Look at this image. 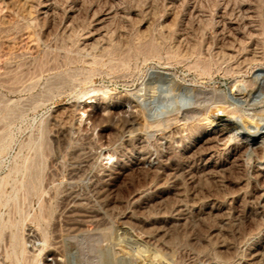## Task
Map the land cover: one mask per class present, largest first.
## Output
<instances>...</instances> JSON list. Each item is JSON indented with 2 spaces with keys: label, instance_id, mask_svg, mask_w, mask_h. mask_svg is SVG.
Returning <instances> with one entry per match:
<instances>
[{
  "label": "rangeland",
  "instance_id": "rangeland-1",
  "mask_svg": "<svg viewBox=\"0 0 264 264\" xmlns=\"http://www.w3.org/2000/svg\"><path fill=\"white\" fill-rule=\"evenodd\" d=\"M18 1L12 0L11 2V0H0V264H16L19 261L21 262H19V264H44L45 262H49L47 259L52 258V256L45 254V249L48 248V245H51L52 240H56V237H54L55 234L56 236L62 234L60 242L63 241L61 242V249L63 246L62 252L65 254V256H63L65 264H99V261L102 260L101 258H104V261L107 259L110 261L117 260V263L119 264H128V262L129 264H134L130 258L125 257L124 255L120 256L121 254L119 255L114 251H110L112 250L110 247L111 245H108L112 241L113 236H116L121 231L124 226L123 224H125V221L127 220V216L140 215V213H143L141 214L142 216L147 214L146 217H152L156 214L155 212L167 209V207L172 203L174 196H172L173 194L171 191L168 192L167 183L165 184L166 179L163 180L166 176L163 173L156 175L145 167L140 169L132 168L129 166V162H127L126 166L124 165L127 169V173L125 172L120 176L113 173L112 179L110 178L109 180H104L102 174L103 170L110 168V170H113L112 167H114L121 157L120 153L126 138V132L124 129L122 130V125L124 124L125 119L128 117H134V119H136V121L141 125L140 135L144 140L145 146L148 145L146 146L147 150H152L151 152L154 151L153 153L156 155L157 153L161 154L167 150L169 154H167L169 157V162L167 163L168 166L172 168L177 167V164L179 165L184 161L189 165L192 164L194 167L193 172H197V166H199L202 161L199 156V149L197 150L198 144L194 145V143L198 139L204 138L210 127L217 126L213 122L209 123L207 117H214V115H216L220 117L219 119H223V117L225 119L226 117L222 115V111L218 109V107L229 103L230 100H227L228 94L234 95L235 93L238 94L239 92H245V90L255 86V83L252 80L253 67L255 65L264 66L263 56L260 60H253L249 63V65L244 66L246 70L243 67L244 69L240 68L238 69L240 70L238 72L235 69L238 68L236 67V64L240 56L236 55L237 57L235 56V58L231 57V61L230 58H225L227 60L226 61L223 57V60L219 59L221 56L215 53L218 46L226 45V40L228 41L232 39L228 38V28H222L223 23L221 20V14L224 11L222 6L228 4V7L224 6L228 9L229 7H232L233 4H236L237 7L236 5L233 6V10L236 9L235 11H232L231 9H228L227 11L225 8L227 11L225 12L228 17L233 14V16H230L231 19L236 18L237 21L242 22V19H244V15H242L244 11L241 8V4L250 1L230 0L229 2L228 0H174L170 3V0H58L55 2L58 3L55 4V8H52L53 10H56H48L45 14L40 13L38 6V2L43 0H34L33 3L38 1L34 4L31 3L32 0H30L29 3L32 5L29 7L30 13L26 12L28 7L25 8L22 3ZM251 1L253 2V5H257V7H254L256 10L255 12L258 14L254 13L256 18L253 17V19L256 24L257 22L258 24L261 23V28L260 24H257L259 28L258 30H260L259 32L262 34H260V36L258 34V36L260 39L264 40V30L262 29L264 28V3L261 2L264 0ZM16 2L19 5H15ZM192 5H194L195 9L192 8ZM16 6H20V8L23 6L25 10L21 8L23 10L22 11L19 7L16 9ZM110 6L113 7H111L113 11L115 10L118 12L114 11L115 13L112 15V17H114H110V19H108L110 24L107 21V26H109V30L111 29L109 31L108 27H106L108 30L107 33H111L109 36L106 35L105 38H107V41L105 39L104 42L99 41L104 46L100 45V43H96L97 45L95 44L92 47L94 49L91 48L90 52L88 47L83 43V34L87 30H91L94 27L93 24L95 23V19L104 14ZM32 7L36 8L32 9ZM197 8H199V10ZM238 10L241 11L239 12ZM200 12L202 14H200ZM27 13L30 14L31 17L29 15L26 16ZM239 14L242 16H239ZM42 15H44V17ZM92 15L95 16L93 17ZM241 17L243 18L241 19ZM215 21L217 23H215ZM74 22H76V25L78 23V25L76 26ZM69 25H72V29L77 30H72V32H70V28L68 27L71 26ZM203 27L205 28L201 31ZM184 28H187V31L189 30V34L186 30H184ZM82 29L84 30L82 31ZM243 30L246 31L245 28H239L237 38L239 40L242 39L240 41L243 46H247L249 43L247 39L248 36ZM46 32L50 35H47ZM65 32L70 34L67 35ZM119 33L121 34L119 35ZM221 33H223L222 37H219L221 36ZM44 35H47V37H45L48 39H43ZM183 35L186 36V38ZM224 35L225 37H223ZM241 35L243 37H241ZM120 36H122V38ZM181 36H183L184 39ZM188 36H190V38ZM188 38L191 40L192 44L196 43L193 45H196L197 48L191 47L192 44L191 42H188L190 41ZM178 39L182 42L187 39V41H184L185 44L181 42L185 45L182 46V51L188 49H184V47H189L188 50L184 51L186 54H183L186 58H183L182 55V57L177 55L179 59H176V52H174L171 56L173 52H170L173 51V49L175 51V45ZM222 39L224 40L223 42ZM260 39L258 40L260 41ZM150 40L153 41L151 42ZM262 40L259 42V46H261L260 44L262 43V49L264 51V42H262ZM159 41H161V43ZM220 41L222 43L221 45ZM198 42L201 44L204 42V46L201 47V44L199 43V45ZM154 43L157 45H153ZM172 45L175 47L173 48ZM166 46L168 48L171 46V51H169ZM103 47L107 48L104 49ZM150 47H152L153 50H156V52ZM206 47H209L207 48L208 50L202 53L203 50H206ZM80 48L82 50H80ZM199 49L202 50L201 53ZM150 50L153 52L151 53ZM99 53H101V55ZM205 55H207L206 58ZM26 64L28 65L26 66ZM204 67H206V70ZM153 87L154 90L152 89ZM197 91L200 92V95L198 94V96L194 98V102H197L193 105V113L192 111L186 112L182 109L183 107H181L180 102H183L181 100L186 98L187 95L197 93ZM148 98H150V100ZM90 100L91 103H88ZM151 100H153V102H150V104L149 101ZM72 105L76 107H73ZM65 108L71 109L66 110ZM89 112L92 114L91 119L87 118V114ZM257 112L263 115L264 108L258 107ZM54 114L58 115L55 116ZM59 115H61L62 118ZM71 118L74 121H71ZM56 121L58 122L56 123ZM67 122H71L72 124H67ZM120 123H122V125ZM222 123L223 121H220V124ZM58 126L61 130H59ZM118 128L122 131L117 130ZM120 135L122 137H120ZM119 144L121 146H119ZM106 150H110L109 153L111 156H109ZM228 150L229 148L223 150L220 149L218 151V155L224 157L227 155ZM104 151H106L107 154ZM87 162H89V164ZM85 163L88 165L87 167ZM249 168L250 167L248 166L247 169ZM243 171L245 172L246 168H232V172L228 171L229 173H226V180L232 179L233 190L239 187V185L234 182L237 181V178L235 179V175L238 178H244L245 181H243L244 183H242V186L245 189L249 188L248 190H251L254 187V179L251 176H248L247 171V175L244 176L246 172L244 173ZM76 172L78 174L75 176ZM112 172H114V170ZM152 173L154 175V180L153 178L151 179L153 176ZM148 174H150L149 177ZM239 174H241V176ZM72 176H75V179ZM97 177H99L98 180ZM195 177H199L197 181H199L200 178L202 179L199 181V186L196 184V178H194V181H191L190 179H186V181L183 180L184 182L181 180L178 181V183L187 182V184H183V187L185 185V190L189 188L185 191V194H187V196L189 195V200H194L195 198V203L191 206L188 214L189 218L185 224L182 225H185L184 228L179 226L177 229L175 227L170 230L171 235L174 233L173 236L170 235V240H175V245L172 243L173 241H170L173 244L172 247L174 246L173 248L175 251L174 254L172 249V256L176 255V258H178L179 256L184 255V257L181 256L183 260L181 259L179 264L187 263L188 261L186 260L191 262V260L195 258L191 256L193 255V248L195 251L202 249L203 244H205L203 241L206 242L207 240L208 241L205 246L207 247L209 244L208 247H211L207 249L218 251L222 256H226L230 251L227 252L225 250L227 252L226 253L223 249L220 250L218 245L221 237H223L222 234L226 237V239L227 237L229 239L232 237L231 241L229 239H227V241L229 244H233L240 241L245 236L246 232H249L254 228L253 222L246 216V213L244 214L243 211V213H241L240 211L232 209L235 213H232V215L234 214L232 216L233 218H231L232 221L231 219L228 220V223L224 225L222 230H218V225L221 220L216 216L206 213V210L209 212L210 205L212 204L211 201L213 198L221 195L225 188L221 185L222 183L220 181L218 182V180L213 179L212 177L206 176V179L209 178L208 180L203 178L205 176L202 177L199 176V174H196ZM150 181L151 183H149ZM152 181H157L154 184V187L152 185ZM146 183H148V185H146ZM245 183L246 185H244ZM94 184L96 185V188ZM157 185H160V187L156 188ZM190 185L192 188L194 186V188L192 189ZM142 188L149 189V192L145 197L139 198L138 193L143 190ZM153 188L155 190H153ZM68 189L73 190L69 191ZM99 189H101V191ZM198 189L200 191H198ZM222 189L223 191H221ZM196 191L203 193L204 197H206L204 198L202 194L199 193L197 195L194 194ZM66 192L68 193L66 194ZM74 192L76 194H74ZM68 194H74L78 198L82 197L84 201V205L82 206L85 208L88 207L87 209H92V207L95 209L94 207L98 206H100L98 208H104L107 204L103 210L106 209L107 212L110 211L108 213L110 217L107 215L104 218L105 220L108 217L107 221L98 220L99 222L96 221V224L94 222H92V224L89 221L88 223L91 224L89 225L86 222L85 226L87 227H85V230L87 231H85L83 227V232L80 230V232L77 231L79 233H71L72 231L70 232L65 228L66 231H68L66 232L64 230V226L66 225L65 221H67L68 218V209L64 202L66 201L65 199L68 198ZM168 195L171 196L169 197ZM194 195L195 197H193ZM103 196H105V198ZM84 197L87 202H85L86 200ZM100 197L101 200H98ZM197 197L199 198L198 200ZM170 199H172L170 201L171 203L167 206L168 201L166 200ZM152 202L157 206L159 205L158 207L162 209L157 208V206L153 205ZM96 204L97 206H95ZM233 206H237V203H234V205L232 204V208ZM107 207L109 208L107 209ZM149 207L150 211L153 210L152 213H150ZM113 208L115 210H112ZM236 210H239V208ZM120 211L125 212L122 214ZM112 213H115L116 215ZM236 214L237 216H235ZM196 216L199 217L197 218ZM211 217L213 219L216 218V220L219 221L217 222L215 219L214 221ZM100 221L102 222L101 224H99ZM238 221L241 223L238 224ZM244 221H246V223ZM34 223L38 225H35ZM58 223L61 225L59 226ZM105 223L107 225H105ZM98 224L100 227H103L100 229ZM190 224H193V226H189ZM92 225L95 227V230ZM153 225H156V223ZM147 226L150 227V225ZM236 226L238 227V231ZM28 227H31L32 229L35 227V233L39 237L37 243H42L44 247L40 251L36 250L37 254L34 251L36 255L40 256V258L39 256L37 258L34 254L36 258L34 259L33 254L29 253L31 248H33L31 242H27L25 245L22 240L21 242L23 243L20 244V238L27 231ZM41 227H43V234H47L46 239L44 236V239L41 237L43 235L41 234ZM57 227L59 230L62 228L63 233H60L59 230L56 229ZM182 229H184L183 232ZM112 230L113 233H110ZM216 231L220 232L217 233ZM239 231L241 233L240 236H238ZM69 232L71 233L70 235ZM176 232L178 234H175ZM221 232L224 233L221 234ZM22 233L23 235H21ZM77 234L80 235L78 236ZM234 234L236 235L234 236ZM109 235L110 239L108 241L107 239L109 238ZM64 239L66 240L64 241ZM179 239L180 241L178 242L177 240ZM43 240L45 241L44 244ZM184 244L185 246H183ZM27 245L28 247L31 245V247H29L30 249L26 247L28 248L26 249L28 252H26V250L25 252H22L21 248H25ZM107 248H110V250ZM190 249L191 251H189ZM38 252L42 254H39ZM180 252L184 253L181 254ZM28 253L29 255H27ZM43 255H45V257ZM31 258L33 261L28 260ZM122 258H126L127 260H123ZM15 259L18 260V262H14ZM129 260H131V262Z\"/></svg>",
  "mask_w": 264,
  "mask_h": 264
},
{
  "label": "bare ground",
  "instance_id": "bare-ground-1",
  "mask_svg": "<svg viewBox=\"0 0 264 264\" xmlns=\"http://www.w3.org/2000/svg\"><path fill=\"white\" fill-rule=\"evenodd\" d=\"M14 1V0H13ZM18 1V0H17ZM22 5L26 8V12H29V7L32 6L30 5L29 1L30 0H19ZM18 1V2H19ZM34 0H32L31 3H33ZM58 0H43L41 2H38V6H39V9H40V13H44L48 10H53L55 8V4H58V3H55L57 2ZM76 1V0H75ZM174 0H170V3L173 2ZM183 1V0H182ZM188 1V0H187ZM192 1V0H190ZM230 2V0H228ZM244 1V0H243ZM247 1V0H246ZM250 2H246V3H242V9H243V14L244 15V19H242L243 17H241V19L243 20L242 22H239L235 19H231L230 16L233 14H231L229 17L227 16V11L228 9H231L232 11H235L233 10V6H235L234 4L232 5V7H229L228 9L224 6H227V5H224L222 6L224 9L223 13L221 14V20H222V23H223V26L222 28H228V38L231 39V40H226V45H223V46H218V49L217 51H215V53H217L218 55L221 56V58H218L219 59H222V57L225 59V58H230V61H231V57L235 58L236 55L240 56L237 64H236V67H238L237 70L238 72L240 70V68H243L244 66L246 65H249V63L253 60H260L264 54H263V47H262V43L260 44L261 46H259V42L262 40L260 39V30H258V22L256 24L255 20L253 19V17H255L254 13H257L255 12V7H257V5H253V2L251 0H249ZM255 1V0H253ZM261 1V0H259ZM12 2V0H11ZM36 2V1H35ZM34 2V3H35ZM36 2V3H37ZM169 2V1H168ZM176 2V1H175ZM195 2V1H194ZM223 2V1H222ZM227 2V1H226ZM233 2V1H231ZM264 3V1H261ZM10 3V2H9ZM33 3V4H34ZM112 3V2H111ZM168 3V4H170ZM191 3V2H190ZM200 3V2H199ZM224 3V2H223ZM234 3V2H233ZM241 3V1H240ZM239 3V4H240ZM262 3V4H263ZM15 4V3H13ZM18 3L16 2L15 5H17ZM167 4V5H168ZM175 4V3H174ZM186 4V3H185ZM188 4V3H187ZM196 4V3H195ZM225 4V3H224ZM230 4V3H229ZM12 5V4H11ZM19 5V4H18ZM82 5V4H81ZM113 5V4H112ZM121 5V4H120ZM14 6V5H13ZM23 6H21V8H23ZM116 6V5H115ZM152 6V5H151ZM173 6V5H172ZM194 8V5H192ZM197 6V5H196ZM230 6V5H229ZM264 6V5H263ZM17 7L20 8V6H16V9ZM37 7V6H36ZM34 7V8H36ZM71 7V6H70ZM69 7V8H70ZM81 7V6H80ZM112 6H110L109 9H107L106 12H104V14L102 15H98L99 17H97L95 19V23L93 24L94 27L91 29V30H87L84 34H83V43L85 46L88 47V49L90 50L96 43H100V42H104V39L106 40L107 38L106 35L109 36V34L111 32H109V34L107 33L108 30H109V26H107V21L108 19L113 18L112 15L117 12V11H113L111 9ZM117 7H118V4H117ZM200 7V6H199ZM228 7V6H227ZM237 7V5H236ZM20 8V9H21ZM25 8H23L25 10ZM32 7V9H34ZM53 8V9H52ZM74 8V7H73ZM77 8V7H76ZM113 8V7H112ZM151 8V7H150ZM172 8V7H171ZM225 8L227 9V11L225 10ZM15 9V8H14ZM15 9V10H16ZM19 9V11H20ZM31 9V8H30ZM31 9V10H32ZM72 9V8H71ZM149 9V7H148ZM195 9V8H194ZM199 10V8H197ZM240 9V8H238ZM241 9V10H242ZM22 10V9H21ZM56 10V9H55ZM53 10V11H55ZM78 10V9H77ZM192 10V9H191ZM197 10V11H198ZM240 10V11H241ZM23 11V10H22ZM37 11V9H36ZM35 11V12H36ZM123 11V10H122ZM226 11V12H225ZM231 11V12H232ZM239 11V10H238ZM239 11V12H240ZM258 11V10H257ZM33 12V11H32ZM31 12V14H32ZM96 12V11H95ZM189 12V11H188ZM196 12V11H195ZM194 12V14H195ZM202 12V11H201ZM200 12V14H202ZM237 12V11H236ZM30 13V12H29ZM47 13V12H46ZM118 13V12H117ZM183 13V12H182ZM190 13V12H189ZM230 13V12H229ZM264 13V12H263ZM49 14V12H48ZM46 14V15H48ZM51 14H52V11H51ZM238 14V13H237ZM239 14V16L241 15ZM258 14V13H257ZM262 14V13H261ZM24 15V14H23ZM30 14H26V16ZM55 15V14H54ZM77 15V14H76ZM75 15V16H76ZM116 15V14H115ZM125 15V14H124ZM197 15V13H196ZM218 15V14H217ZM236 15V14H235ZM241 15V16H242ZM28 16V18H29ZM44 17V15H42ZM52 16V15H51ZM93 17L95 15H92ZM120 16V15H119ZM129 16V15H128ZM192 16V15H191ZM237 16V15H236ZM31 17V16H30ZM59 17V16H57ZM73 17V16H72ZM80 17V16H79ZM122 17V16H121ZM198 17V15H197ZM238 17V16H237ZM240 18V17H239ZM256 18V17H255ZM30 19V18H29ZM33 19V18H32ZM35 19V17H34ZM72 19V18H71ZM74 19V17H73ZM119 19V18H118ZM128 19V18H126ZM199 19V18H198ZM202 19V18H201ZM206 19V18H205ZM214 19V18H213ZM238 19V18H237ZM189 20V19H188ZM196 20V19H195ZM219 20V19H218ZM217 20V21H218ZM240 20V19H239ZM43 21V20H42ZM72 21V20H71ZM117 21V20H116ZM119 21V20H118ZM5 22V21H4ZM77 22V21H76ZM76 22H74V24L76 25ZM110 21H108L109 23ZM115 22V20H114ZM194 22V21H193ZM197 22V21H196ZM260 22V21H259ZM59 23V22H58ZM61 23V22H60ZM69 24H71L70 22H68ZM73 23V22H72ZM82 23V22H81ZM90 23V22H89ZM113 23V22H112ZM124 23V22H123ZM129 23V22H128ZM187 23V22H186ZM198 23V22H197ZM202 23V21H201ZM215 23H217L215 21ZM220 23V22H219ZM2 24V23H1ZM5 24V23H4ZM67 24V23H66ZM65 24V25H66ZM84 24V23H83ZM86 24V23H85ZM110 24V23H109ZM121 24V23H120ZM182 24V23H181ZM191 24V23H190ZM260 24V28H261V23ZM258 24V25H259ZM56 25V24H55ZM64 25V26H65ZM68 25V24H67ZM78 25V23H77ZM76 25V26H77ZM113 25V24H112ZM118 25V24H117ZM125 25V24H124ZM199 25V24H197ZM222 25V24H221ZM27 26V25H26ZM63 26V27H64ZM71 27H68L70 28V32H72V30H77V29H72V25H69ZM86 26V25H85ZM150 26V25H149ZM183 26V25H182ZM187 26V25H186ZM190 26V25H189ZM204 26V25H203ZM215 26V24H214ZM217 26V25H216ZM263 26V25H262ZM43 27V26H42ZM80 27V26H78ZM77 27V28H78ZM90 27V26H89ZM106 27H108V30L106 29ZM163 27V25H162ZM185 27V26H184ZM5 28V27H4ZM81 28V27H80ZM115 28V27H114ZM172 28V27H171ZM183 28V27H182ZM197 28V26H196ZM201 28V27H200ZM205 27H203L201 29V31L204 29ZM239 28H245L246 31H244L246 34H247V39L249 41L248 45L247 46H243V44L241 43L240 40L242 39H238L237 38V35H238V30ZM47 29V28H46ZM57 29V28H56ZM63 29V28H62ZM66 29V27H65ZM87 29V28H86ZM199 29V28H198ZM264 30V28H262ZM84 29H82L83 31ZM111 30V29H110ZM109 30V31H110ZM113 30V29H112ZM173 30V28H172ZM171 30V31H172ZM184 30L187 31V28ZM183 30V31H184ZM216 30V29H215ZM223 30V29H222ZM115 31V30H114ZM182 31V32H183ZM189 31V30H188ZM187 31V33L189 34V32ZM200 31V30H199ZM220 31V30H219ZM259 33H258V32ZM49 32V31H47ZM46 32V33H47ZM61 32V31H60ZM64 32V31H63ZM69 32V31H68ZM78 32V31H76ZM160 32V31H158ZM170 32V31H169ZM178 32V30H177ZM181 32V33H182ZM222 32V31H221ZM242 32V31H241ZM50 33V32H49ZM49 33H47V35H50ZM66 33V32H65ZM80 33V32H79ZM83 33V32H82ZM113 33V32H112ZM143 33V32H142ZM147 33V32H146ZM176 33V32H175ZM180 33V34H181ZM184 33V32H183ZM186 33V34H187ZM52 34V33H51ZM61 34V33H60ZM67 35H69L68 33H66ZM76 34V33H75ZM121 33H119L120 35ZM222 34L221 33V36L219 37H222ZM245 34V35H246ZM259 34V36H258ZM47 35H44L43 39H45L47 37ZM66 35V36H67ZM147 35V34H146ZM160 35V34H159ZM173 35V34H172ZM216 35V33H215ZM244 35V34H243ZM262 35V34H261ZM46 36V37H45ZM107 36V37H108ZM145 36V35H144ZM167 36V35H166ZM177 36V35H176ZM184 36V35H183ZM183 36H181L183 38ZM206 36V35H205ZM204 36V37H205ZM232 36V37H231ZM49 37V36H48ZM61 37V36H60ZM69 37V36H68ZM67 37V38H68ZM122 38V36H120ZM123 37H124V34H123ZM147 37V36H146ZM170 37V36H169ZM172 37V36H171ZM186 38V36H184ZM190 38V36H188ZM201 37V36H200ZM218 37V38H219ZM225 37V35L223 36ZM227 37V36H226ZM239 37V36H238ZM241 37H243L241 35ZM259 37V38H258ZM55 38V37H54ZM63 38V37H62ZM70 38V37H69ZM75 38V37H74ZM82 38V37H81ZM176 38V37H174ZM188 38V39H189ZM191 38H192V35H191ZM194 38V37H193ZM210 38V37H209ZM217 38V39H218ZM41 39V38H40ZM42 39V40H43ZM48 39V38H46ZM61 39V38H60ZM66 39V38H65ZM145 39V38H144ZM151 39V38H150ZM161 39V38H160ZM184 39V38H183ZM182 39V40H183ZM216 39V40H217ZM246 39V40H247ZM260 39V41L258 40ZM38 40V39H37ZM64 40V39H63ZM68 40V39H67ZM109 40V39H108ZM143 40V39H142ZM148 40V38H147ZM154 40V39H153ZM152 40V41H153ZM158 40V39H157ZM171 40V39H170ZM176 40V39H175ZM187 41V39H185ZM184 40V41H185ZM190 40V39H189ZM198 40V38H197ZM245 40V39H244ZM46 41V40H45ZM55 41V40H54ZM66 41V40H65ZM75 41V40H74ZM100 41V42H99ZM107 41V40H106ZM114 41V40H113ZM118 41V40H117ZM140 41V40H139ZM151 41V40H150ZM151 41V42H152ZM174 41V40H173ZM184 41L182 42L181 40L178 39V41L176 42V48H175V51L173 49V51L170 50V48H167L169 49V51H171L170 53L171 56L174 54V52H176V59L178 58L177 55L179 56H183V54H186V52H184L185 50H188L189 47H184L185 48H188V49H183L184 51H182V46H185L183 45L182 43H184ZM194 41V40H193ZM224 40L222 39V42ZM76 42V41H75ZM148 42V41H147ZM149 42V43H151ZM157 42V41H156ZM161 43V41H159ZM166 42V41H165ZM182 42V43H181ZM189 43L191 42L188 41ZM187 42V44H188ZM228 42V43H227ZM245 42V41H244ZM262 42H264V40H262ZM82 43V42H81ZM108 43V42H107ZM115 43V42H114ZM142 43V41H141ZM200 42H198L199 44ZM204 43V42H203ZM202 43V44H203ZM209 43V42H208ZM216 43V42H215ZM214 43V44H215ZM116 44V43H115ZM146 44V43H145ZM152 44V43H151ZM169 44V43H168ZM167 44V45H168ZM172 44V42H171ZM175 44V43H174ZM173 44V45H174ZM185 44V43H184ZM186 44V45H187ZM192 44V42H191ZM190 44V45H191ZM193 44H196V43H193ZM191 45L192 48L196 47V45ZM201 44V43H200ZM199 44V45H200ZM201 44V47L204 46V44L202 45ZM218 44V42H217ZM221 41H220V45H221ZM83 45V46H84ZM97 45V44H96ZM100 45L104 46L103 44L100 43ZM99 45V46H100ZM114 45V44H113ZM142 45V44H140ZM155 45V43L153 44ZM152 45V46H153ZM157 45V44H156ZM155 45V46H156ZM172 45V47H173ZM219 45V44H218ZM264 45V44H263ZM62 46V45H61ZM82 46V45H81ZM98 46V47H99ZM160 46V45H159ZM174 46V47H175ZM189 46V44H188ZM216 46V45H215ZM86 47V48H87ZM108 47V45H107ZM107 47H103L104 49H106ZM149 47V45H148ZM165 47V49H166ZM173 47V48H174ZM79 48V47H78ZM82 48V47H81ZM80 48V50H82ZM96 48V47H95ZM110 48V47H109ZM116 48V46H115ZM114 48V49H115ZM152 50L153 48L150 47ZM156 48V47H154ZM197 48V47H196ZM195 48V49H196ZM200 48V46H199ZM209 47H206V50H200V53H204V51H207ZM84 49V48H83ZM94 49V48H92ZM101 49V47H100ZM113 49V50H114ZM118 49V48H117ZM143 49V48H142ZM167 49V50H168ZM191 49V48H190ZM87 50V49H86ZM98 50V49H97ZM159 50V48H158ZM62 51V50H61ZM93 51V50H92ZM100 51V50H99ZM98 51V52H99ZM151 51V50H150ZM156 52V50H153ZM151 51V53L153 52ZM196 51V50H195ZM198 51V50H197ZM91 52V50H90ZM97 52V51H96ZM154 52V53H155ZM183 52V53H182ZM188 52V51H187ZM108 53V52H107ZM147 53V52H146ZM145 53V54H146ZM168 53V52H167ZM190 53V51H189ZM199 53V54H200ZM208 53V52H207ZM212 53V52H211ZM61 54V53H60ZM101 55V53H99ZM109 54V53H108ZM116 54V52H115ZM188 54V53H187ZM214 54V52H213ZM216 54V55H217ZM147 55V54H146ZM170 55V54H169ZM191 55V54H190ZM197 55V54H196ZM201 55V54H200ZM181 56V57H182ZM202 56V55H201ZM204 56V54H203ZM207 55H205V58H206ZM170 57V56H169ZM174 57V56H173ZM174 57V58H175ZM186 58V56H183V58ZM188 57V56H187ZM191 57V56H189ZM215 57V56H214ZM217 57V56H216ZM237 57V56H236ZM172 58V57H171ZM201 58V57H200ZM199 58V59H200ZM204 58V57H203ZM204 58V59H205ZM179 59V58H178ZM202 59V58H201ZM175 60V59H174ZM186 60V59H185ZM203 60V59H202ZM223 60V59H222ZM226 60V59H225ZM92 61V60H91ZM177 61V60H176ZM179 61V60H178ZM181 61V59H180ZM184 61V60H182ZM220 61V60H219ZM227 61V60H226ZM233 61V60H232ZM29 62V61H28ZM94 62V61H93ZM99 62V61H98ZM222 62V61H221ZM232 63V62H231ZM264 63V62H263ZM31 64V62H30ZM187 64V63H186ZM195 64V63H194ZM200 64V63H199ZM202 64V63H201ZM220 64V63H219ZM262 64V63H261ZM28 64H26L27 66ZM190 65V64H189ZM208 65V64H207ZM206 65V67H207ZM234 65V64H233ZM193 66V65H192ZM235 66V65H234ZM251 66V65H250ZM256 66V65H255ZM253 67V72H252V80L254 81L255 83V86L251 87L250 89H247L245 90V92H239L238 94L235 93L234 95H231V94H228V99L227 100H230L228 104H223V105H220L218 107V109H220L222 111V115L225 116L226 118L224 119H219L220 117L219 116H216L214 115L213 116H208V121L209 123L213 122L214 124H216L217 126H213V127H210L208 130H207V134L204 138H201V139H198L194 145L198 144L197 145V150L199 149V156L201 158V164L199 166H197V172H193L194 170V167L191 165H189L187 162H182L181 164H177V167H170L168 166V160H169V157H168V151H164L162 152L161 154H158L157 155L153 152H151L152 150H147L146 149V145L144 144V140L142 138V136L140 135V130H141V125L136 121V119H134V117H128L127 119H125L124 121V124L122 125V123H120L123 128L122 130L124 129L125 132H126V138H125V143H124V146L121 150V153H120V159L118 157V161L117 163L114 165V167H112V169L114 170V172H112L113 170H110V169H104L103 170V177H104V180H109L110 178L112 179V174L113 173H116L117 175H123L125 172H126V168L124 167V165L126 166L127 162L130 163L129 166H131L132 168H148V170L152 171L153 173H155L156 175L158 174H161L163 173L166 178H163L166 179V182L165 184L167 183V188H168V192L171 191V193L173 194L172 196H174V199L172 201V203L170 202L172 199L170 200H166L168 201L167 203V206L169 203L170 206L167 207V209L165 210H160V211H157L155 212L156 214H154V216H150V217H146V215L142 216L141 214L143 213H140V215H129L127 216V220L125 221V224H123L124 226L122 227L121 231L116 235V236H113V239L112 241L109 243L108 246L111 247L112 250H110V248H107L108 250L110 251H114L115 253H118L120 256L124 255L125 257H128L132 260V262L134 264H179L181 259L183 260L182 257H184V255H181V256H177L178 258H176V255L172 256V249H173V253L175 252L174 251V246L172 247V243H174L175 245V240H170V230L172 228H175L177 229V227L179 226H182L183 224H185V222L188 220V214L190 212V208L191 206L194 205L195 203V198L194 200H189L190 197L189 195L187 196V194H185V190L184 187H183V184H187V182L183 183L186 179H190L191 181H194V178L196 174H199V176H205L203 178H207L206 176L208 177H212L213 179H216L218 180V182L220 181L222 184V186L225 188L224 191L223 189L221 191H223V193L215 198H213V200L211 201L212 204L210 205V210L209 212H207L206 210V213H209L210 215L212 216H216L217 218H219L221 221L219 223V229L218 230H222V228L224 227L225 224L228 223V220H230L231 218H233L232 216L235 214L233 210L235 211H240L241 213L244 212V214L246 213V216L250 218V220L253 222V226L254 228L252 230H250L249 228V232H246L245 233V236H244L240 241H238L237 243H231L229 244V242L227 241V239H229L222 234L224 232H221L222 236L221 239H220V243L218 244L219 247H220V250L223 249L224 251L226 250L227 252H229V254L227 253L226 256H222L221 253L219 254L218 251H215V250H210V249H207L209 248L208 245L207 247L205 246L206 242L208 241H203V248L202 249H198L197 251L192 250V254L191 256L195 257L191 260V262L189 260H186L188 261L187 263H183L184 264H264V114H259L257 112V108L260 107V108H264V66H256V67ZM196 67V66H195ZM203 67V66H202ZM206 67H204V69L206 70ZM27 68V67H26ZM245 68V67H244ZM243 68V69H244ZM246 70V68H245ZM236 71V72H237ZM243 71V70H241ZM202 72V71H201ZM235 72V71H234ZM248 81V80H246ZM245 82V80H244ZM243 82V83H244ZM241 83V82H240ZM252 83V82H251ZM245 84L247 85V83L245 82ZM253 85V84H252ZM167 86H170V85H167ZM237 86V85H236ZM245 86V85H244ZM148 87V86H147ZM246 87V86H245ZM248 87V86H247ZM183 88V87H182ZM185 88V87H184ZM147 89V88H146ZM154 90V87L152 88ZM169 90V89H168ZM187 90V89H186ZM191 90V89H190ZM140 92V91H139ZM171 92V91H170ZM184 92V91H183ZM187 92V91H186ZM192 92V91H191ZM153 93V92H152ZM190 93V92H189ZM188 94V93H186ZM198 94L200 95V92L197 91V93H192L190 95H187L186 98L184 97H181V98H184L182 99L181 101L183 102H180L181 104V107H183L182 109H184L186 112H190L192 111L194 108V103L197 102L195 101L194 102V98H196L198 96ZM139 95V94H138ZM140 96V95H139ZM150 96V95H149ZM154 96V95H153ZM180 98V99H181ZM150 100V98H148ZM155 99V98H154ZM157 100V99H156ZM196 100V99H195ZM155 101V100H154ZM163 101V100H162ZM179 101V100H178ZM152 103L153 100L149 101V103ZM177 102V101H176ZM88 103H91V100L88 101ZM150 103V104H151ZM160 103V102H159ZM178 103V102H177ZM156 104V103H155ZM179 104V105H180ZM157 105V104H156ZM68 106V105H67ZM73 106V105H72ZM65 107V106H64ZM63 107V108H64ZM73 107H76V106H73ZM66 109V108H65ZM69 109V108H67ZM66 109V110H67ZM71 109V108H70ZM69 109V110H70ZM74 109V108H72ZM82 109V108H81ZM262 110V109H261ZM63 111V109H62ZM73 111V110H72ZM90 111V110H89ZM58 112V111H57ZM70 112V111H69ZM84 112V111H83ZM260 112V111H259ZM63 113V112H62ZM193 113V111H192ZM64 114V113H63ZM67 114V113H66ZM127 114V113H126ZM217 114V113H216ZM55 115V114H54ZM58 115V114H56ZM55 115V116H56ZM72 115V114H71ZM78 115V114H77ZM76 115V116H77ZM128 115V114H127ZM131 115V113H130ZM137 115V114H136ZM184 115V114H182ZM53 116V117H55ZM61 117V115H59ZM65 116V115H64ZM75 116V117H76ZM80 116V115H79ZM73 117V118H75ZM94 117V116H93ZM186 117V116H185ZM59 118V117H58ZM62 118V117H61ZM60 118V119H61ZM65 118V117H64ZM63 118V120H64ZM67 118V117H66ZM80 118V117H79ZM78 118V119H79ZM82 118V117H81ZM87 118H92V114L89 112L87 114ZM101 118V116H100ZM59 119V120H60ZM77 119V118H76ZM95 119V117H94ZM93 119V120H94ZM121 119V118H120ZM203 119V118H202ZM55 120V119H54ZM57 120V118H56ZM73 119L71 118V121ZM80 120V119H79ZM67 121V120H66ZM74 121V120H73ZM118 121V120H117ZM123 121V120H122ZM220 121H223L222 124H220ZM51 122V121H50ZM53 122V121H52ZM58 121H56L57 123ZM76 122V120H75ZM94 122V121H93ZM65 123V122H64ZM68 123H71V122H67ZM77 123V122H76ZM116 123V122H115ZM141 123V122H140ZM53 124V123H51ZM61 124V122H60ZM72 124V123H71ZM74 124V123H73ZM117 124V123H116ZM119 124V125H120ZM54 125V124H53ZM52 125V126H53ZM56 125V124H55ZM59 125V123H58ZM120 125V126H121ZM219 125V126H218ZM62 126V125H60ZM66 126V125H65ZM63 126V127H65ZM70 126V125H69ZM119 126V127H120ZM121 126V127H122ZM211 126V125H210ZM55 127V126H54ZM59 127V126H58ZM62 127V128H63ZM120 127V128H121ZM73 128V127H72ZM71 128V129H72ZM77 128V127H75ZM117 128V127H116ZM208 128V127H207ZM64 129V128H63ZM80 129V128H79ZM59 130L60 127H59ZM117 130H121V129H117ZM121 130V131H122ZM63 131V130H62ZM80 131V130H79ZM55 132V131H54ZM67 132V131H65ZM61 134V133H60ZM65 134V133H64ZM120 134V133H119ZM62 135V134H61ZM67 135V134H66ZM144 136V135H143ZM60 137V136H59ZM120 137H122L120 135ZM174 137V136H173ZM64 138V136H63ZM89 138V137H88ZM145 138V137H144ZM167 138V137H166ZM65 140V139H64ZM92 141V140H91ZM146 141V140H145ZM111 142V141H110ZM158 142V141H157ZM97 143V142H96ZM100 143H103V142H100ZM163 143V142H162ZM179 143V142H178ZM89 144V143H88ZM94 144V143H93ZM105 144V143H104ZM107 144V142H106ZM155 144V143H154ZM98 145V144H97ZM119 146H121L119 144ZM162 146V145H161ZM97 147V146H96ZM150 147V146H149ZM170 147V146H169ZM172 147V146H171ZM98 148V147H97ZM148 148V147H147ZM226 148H229L228 150V153L226 156L222 157V156H219L218 155V151L220 149H226ZM105 149V147H104ZM107 149V148H106ZM121 149V148H120ZM175 149V148H174ZM86 151V150H85ZM107 151V150H106ZM104 151L106 154L108 152L109 156H111V154L109 153V151ZM76 152V151H75ZM117 152V151H116ZM120 152V151H119ZM192 152V151H191ZM196 152V151H195ZM75 154V153H74ZM89 154V153H88ZM103 154V153H102ZM168 154V155H167ZM221 154V152H220ZM118 155V154H117ZM172 155V154H171ZM80 156V155H78ZM95 156V155H94ZM100 156V154H99ZM86 157V156H85ZM116 157V156H115ZM81 159V158H80ZM171 160V159H170ZM94 161V160H93ZM89 164V162H87ZM53 164V163H52ZM54 165V164H53ZM86 165V163H85ZM52 166V165H51ZM88 165H86L87 167ZM112 166V165H111ZM250 167L249 169H247V167ZM54 167V166H53ZM81 167V165H80ZM85 167V168H86ZM106 168V167H105ZM232 168H236V169H244L246 168V171L248 172V176H251L254 181H255V185L254 187L251 189V190H248L249 188L245 189L242 185V183H244L243 181L244 178H241V177H237L235 175V179L237 178V181H234L235 183H237V185H239V187L237 189H232V179L230 180H226V173L228 171H231L232 172ZM84 169V168H83ZM102 169V168H101ZM53 170V169H52ZM55 170V169H54ZM57 170V169H56ZM74 170V169H73ZM87 170V168H86ZM142 170V169H141ZM75 171V170H74ZM84 171V170H82ZM100 171V169H99ZM132 171V170H131ZM146 171V170H145ZM149 171V172H150ZM242 171V170H241ZM245 171V172H246ZM101 172V171H100ZM230 172V173H231ZM244 172V171H243ZM241 172V173H243ZM244 172V173H245ZM247 172L246 174H242L244 176L247 175ZM75 173V172H74ZM80 173V171H79ZM98 173V172H97ZM127 173V172H126ZM152 173V175H153ZM229 173V172H228ZM78 173L76 172L75 176L77 175ZM151 174V173H150ZM148 174V177L149 175ZM72 175V174H71ZM74 175V174H73ZM82 175V174H81ZM155 175V176H156ZM232 175V173H231ZM234 175V174H233ZM238 175V173H237ZM241 176V174H239ZM52 176V175H51ZM74 176V177H75ZM100 176V175H99ZM162 176V175H161ZM163 176V177H165ZM243 176V177H244ZM73 177V176H72ZM73 177V178H74ZM158 177V176H157ZM233 177V176H231ZM153 178L154 180V175L151 177V179ZM159 178H162V177H159ZM199 178V177H198ZM198 178H196V181L198 180ZM75 179V178H74ZM99 179V177H97V180ZM158 179V178H157ZM201 179V178H200ZM199 179V181H200ZM209 179V178H208ZM206 179V180H208ZM248 179V178H247ZM246 179V180H247ZM250 179V178H249ZM252 179V180H253ZM101 180V179H100ZM103 180V179H102ZM156 180V179H155ZM183 181V182H179L178 181ZM202 180V179H201ZM211 180V179H210ZM215 180V181H216ZM76 181V180H75ZM149 181V179H148ZM199 181H197V185L200 184ZM203 181L205 182V180L203 179ZM212 181V180H211ZM249 181V180H248ZM248 181H247V186H248ZM48 182V181H47ZM94 182V181H93ZM96 182V181H95ZM98 182V181H97ZM157 181H152V185L154 187V184L156 183ZM202 182V181H201ZM214 182V181H213ZM250 182V181H249ZM33 183V182H32ZM52 183V182H51ZM151 183V181L149 182ZM160 183V182H159ZM208 183V182H207ZM251 183V182H250ZM253 183V182H252ZM100 184V183H99ZM106 184V183H104ZM195 184V183H194ZM193 184V185H194ZM195 184V185H196ZM95 185V184H94ZM146 185H148V183H146ZM192 185V186H193ZM246 185V183L244 184ZM48 186V185H47ZM93 186V185H92ZM188 186V185H186ZM199 186V185H198ZM218 186V185H217ZM220 186V185H219ZM235 186V185H234ZM66 187V186H65ZM144 187V186H143ZM152 187V186H151ZM160 185H157L156 188H159ZM191 187V185H190ZM221 187V186H220ZM48 188V187H47ZM64 188V187H63ZM93 188V187H92ZM95 188H96V185H95ZM106 188V187H105ZM192 188V187H191ZM194 188V186H193ZM192 188V189H193ZM196 188V187H195ZM216 188V187H215ZM103 189V188H102ZM112 189V188H111ZM143 189V188H142ZM161 189V188H160ZM221 189V188H220ZM69 190V189H68ZM67 190V191H68ZM73 189H70L69 191H71ZM80 190V189H79ZM91 190V189H90ZM94 190V189H93ZM101 191V189H99ZM106 190V189H105ZM140 190V189H139ZM152 190V189H151ZM153 190H155L153 188ZM191 190V189H190ZM189 190V192H190ZM43 191V190H42ZM98 191V190H96ZM103 191V190H102ZM138 191V190H137ZM194 191V190H193ZM198 191H200L198 189ZM202 191V190H201ZM56 192V191H55ZM73 192V191H72ZM99 192V191H98ZM97 192V193H98ZM105 192V191H104ZM149 192V189H143L142 191H140L138 194H139V198H143L145 197ZM152 192V191H151ZM188 192V193H189ZM197 192V191H196ZM194 193V194H198L199 192L197 193ZM65 193V192H64ZM68 192H66L67 194ZM96 193V192H95ZM101 193V192H100ZM154 193V192H153ZM187 193V192H186ZM217 193V192H215ZM44 194V193H43ZM60 194V193H59ZM74 194H76L74 192ZM74 194H68V198L65 199L63 202L65 203V206L67 207L68 209V218H67V221H65L66 223V227L64 226V230L66 231V229H68L71 233L73 232H77L81 230V232H83L82 228L85 230V226L86 225V222L88 223L89 221L92 223V222H96L98 220H104V218L108 215L109 216V212L105 210H103L106 206L103 208H98V207H94L95 209H87L85 207H83L82 205H84V201H83V198H78L76 197V195ZM86 194V193H85ZM152 194V193H151ZM199 194H202V196L204 197V194L203 193H199ZM78 195V194H77ZM83 195V194H82ZM99 195V194H97ZM104 195V194H103ZM46 196V195H45ZM64 196V195H63ZM105 196L107 197V195L105 194ZM105 196H103L105 198ZM169 197L171 195H168ZM201 196V195H200ZM208 196V195H207ZM210 196V195H209ZM215 196V194H214ZM58 197V196H57ZM85 197H88V196H85ZM84 197V198H85ZM102 197V198H103ZM113 197V196H112ZM136 197V196H135ZM195 197V195L193 196ZM206 197V196H205ZM204 197V198H205ZM212 197V195H211ZM90 198V197H89ZM88 198V199H89ZM96 198V197H95ZM108 198V197H107ZM168 198V197H167ZM55 199V198H54ZM101 200V197L98 198V200ZM137 199V198H136ZM146 199V198H145ZM162 199V198H161ZM165 199V198H164ZM199 198L197 197V200ZM208 199V198H207ZM86 200V198H85ZM109 200V199H108ZM142 200V199H141ZM149 200V199H148ZM203 200V199H202ZM201 200V201H202ZM44 201V200H43ZM89 201V200H88ZM92 201H95V200H92ZM110 201V200H109ZM135 201V200H133ZM140 201V200H138ZM150 201V200H149ZM164 201V200H163ZM87 202V200L85 201ZM91 202V201H90ZM136 202V201H135ZM165 202V201H164ZM45 203V202H44ZM95 203V202H94ZM100 203V202H99ZM132 203V202H131ZM130 203V204H131ZM153 203V202H152ZM151 203V204H152ZM234 203H237V206H233L232 208V204L234 205ZM43 204V203H42ZM88 204V203H87ZM146 204V203H144ZM165 204V203H164ZM86 205V204H85ZM94 205V204H93ZM105 205V204H104ZM115 205V204H114ZM153 205H155L153 203ZM162 205V204H161ZM166 205V204H165ZM164 205V206H165ZM197 205V203H196ZM205 205V204H204ZM87 206V205H86ZM89 206V205H88ZM97 206V204L95 205ZM157 206V205H155ZM154 206V207H155ZM159 206V205H158ZM157 206V208H159ZM58 207V206H57ZM60 207V206H59ZM91 207V206H90ZM117 207V206H116ZM153 207V208H154ZM163 207V206H162ZM97 208V209H96ZM109 207H107L108 209ZM156 208V209H157ZM202 208V207H201ZM200 208V209H201ZM239 210H236L238 209ZM47 209V208H46ZM118 209V208H117ZM125 209V208H124ZM155 209V208H154ZM159 209H162V208H159ZM65 210V209H64ZM112 210H115L114 208ZM121 210V209H120ZM127 210V208H126ZM158 210V209H157ZM198 210V209H197ZM205 210V209H204ZM203 210V212H204ZM149 211H150V207H149ZM148 211V212H149ZM153 211V210H152ZM152 211H150V213H152ZM192 211V210H191ZM243 211V212H242ZM64 212V211H63ZM112 212V211H111ZM119 212V211H118ZM117 212V213H118ZM122 214H124L125 211H120ZM134 212V211H133ZM139 212V211H138ZM137 212V213H138ZM239 212V213H240ZM107 213V214H106ZM116 213V212H115ZM115 213H112V214H115ZM130 213V212H129ZM205 213V214H206ZM232 213H234L232 215ZM119 214V213H118ZM135 214V213H133ZM139 214V213H138ZM204 214V213H203ZM116 215V214H115ZM195 215V214H194ZM198 215V213H197ZM208 215V214H207ZM242 215V214H241ZM60 216V215H58ZM120 216V215H119ZM193 216V215H192ZM202 216V215H201ZM200 216V218H201ZM237 216V214L235 215ZM107 217V218H108ZM197 218L199 216H196ZM195 217V218H196ZM209 217V216H208ZM240 217V215H239ZM107 218L105 219L107 221ZM212 218V217H211ZM243 218V217H241ZM58 219V218H57ZM191 219V218H190ZM210 219V218H209ZM213 219V218H212ZM216 220V218H214ZM213 219V220H214ZM235 219V218H234ZM59 220H62V219H59ZM58 220V221H59ZM104 220V221H105ZM109 220V219H108ZM192 220V219H191ZM194 220V218H193ZM206 220V219H205ZM214 220V221H215ZM238 220V219H237ZM235 220V221H237ZM240 220V219H239ZM100 221L99 224H101L102 222ZM190 221V220H189ZM199 221V220H198ZM210 221V220H209ZM212 221V220H211ZM217 221V220H216ZM219 221V220H218ZM217 221V222H218ZM232 221V219H231ZM241 221V220H240ZM249 221V220H247ZM99 222V221H98ZM110 222V221H108ZM124 222V221H123ZM246 223V221H244ZM64 223V222H63ZM107 223V222H106ZM105 223V225H107ZM156 225H153L155 224ZM188 223V222H187ZM186 223V225H187ZM241 223V222H240ZM239 221H238V224H240ZM35 224V223H34ZM89 224V223H88ZM93 224V223H92ZM96 224V223H95ZM98 224V225H99ZM236 224V223H235ZM35 225H38V224H35ZM40 225V224H39ZM56 225V224H55ZM59 225V223H58ZM56 225V226H58ZM61 225V224H60ZM59 225V226H60ZM91 225V224H89ZM147 225H150V227H148ZM152 225V226H151ZM193 226V224H190L189 226ZM30 226V225H29ZM32 226V225H31ZM41 226V225H40ZM63 226V225H62ZM61 226V227H62ZM93 226V225H92ZM185 226V225H184ZM184 226H182L184 228ZM233 226V225H232ZM248 226V224H247ZM33 227V226H32ZM38 227V226H37ZM103 227V226H101ZM100 225H99V228L101 229ZM106 227V226H105ZM109 227V226H108ZM113 227V226H111ZM110 227V229H111ZM180 227V228H182ZM235 227V226H234ZM237 227V226H236ZM25 228V227H24ZM35 228V227H34ZM34 228L32 229L31 227H28L27 231L24 233L21 234L23 235L21 238H20V242L23 240L24 244L26 245L27 242H31L32 243V246L33 248H31V250L29 251V253H32L33 254V258H35L34 256V251L36 252V250L40 251L42 250L44 247L42 245V243L40 244L37 243L38 240H39V237L38 235L35 233L36 230H34ZM42 228L41 227V231H42ZM63 228V227H62ZM62 228L59 230V228L57 227L56 229L59 230V232L63 233L62 231ZM66 228V229H65ZM94 230H95V227L93 226ZM26 229V228H25ZM45 229V228H44ZM104 229V228H103ZM109 229V228H107ZM175 229V230H176ZM186 229V227H185ZM232 229V228H231ZM240 229V228H239ZM38 230V229H37ZM56 230V231H57ZM98 230V229H96ZM174 230V229H173ZM184 229H182V232H183ZM211 230V229H210ZM87 231V230H85ZM224 231V229H223ZM237 231H238V227H237ZM241 231V230H240ZM240 231H239V234L238 236H240ZM245 231V230H244ZM247 231V230H246ZM46 232V231H45ZM54 232V231H53ZM68 232V231H66ZM65 232V233H66ZM69 232V235L71 234ZM77 232V233H79ZM113 233V230L110 231V233ZM115 232V231H114ZM175 232V231H173ZM217 232V231H216ZM215 232V233H216ZM220 232V231H218ZM217 232V233H218ZM236 232V231H235ZM44 231H42L41 234H43ZM51 233V232H50ZM86 233V232H85ZM84 233V234H85ZM116 233V232H115ZM172 233V232H171ZM187 233V232H186ZM214 233V234H215ZM233 233V232H232ZM53 234V233H52ZM81 234V233H80ZM79 234V235H80ZM174 234V233H173ZM173 234L171 236H173ZM175 234H178L177 232ZM209 234V233H208ZM220 234V236H221ZM226 234V233H225ZM228 234V233H227ZM47 234H43L41 237L42 239L43 236L45 237V239L47 238L46 237ZM65 235V234H64ZM76 235V234H75ZM78 235V234H77ZM78 235V236H79ZM82 235V234H81ZM112 235V234H111ZM216 235V234H215ZM229 235V234H228ZM236 234H234L235 236ZM53 236V235H52ZM76 236V237H78ZM177 236V235H176ZM206 236V235H205ZM230 236V235H229ZM232 236V235H231ZM56 240L53 241L52 240V243L51 245H48V248L45 249V254L47 255H51L52 258H49L47 259L49 262H45V263H48V264H65L64 263V259H63V256H65V254H63L64 252L63 251V246H62V249H61V241L60 242V239L62 238V234L56 236ZM74 237V236H72ZM84 237V235H83ZM175 237V236H174ZM173 237V239H174ZM179 237V235H178ZM237 237V236H236ZM66 238V237H64ZM81 238V237H80ZM112 238V237H111ZM177 238V237H175ZM214 238V237H213ZM18 239V238H17ZM51 239V238H49ZM110 239V235H109V238L107 239L109 241ZM192 239V238H191ZM195 239V238H194ZM198 239V238H197ZM209 239V238H208ZM216 239V238H215ZM41 240V239H40ZM66 239H64L65 241ZM200 240V238H199ZM210 240V239H209ZM218 240V239H217ZM230 241L232 240V237H230L229 239ZM234 240V239H233ZM18 241V240H16ZM44 241V240H43ZM170 241H173L172 243ZM178 242L180 241L177 240ZM184 241V240H183ZM197 241V240H196ZM23 242H21L20 244H22ZM42 242V241H41ZM177 242V243H178ZM185 242V241H184ZM211 242V240H210ZM233 242V241H232ZM45 243V241L43 242V244ZM48 243V241H47ZM46 243V244H47ZM214 243V242H213ZM179 244V243H178ZM212 244V243H211ZM180 245V244H179ZM199 245V244H198ZM215 245V244H214ZM22 246V245H21ZM185 246V244L183 245ZM25 246V248H21L22 249V252H25L26 249H28L29 247H31V245L28 247ZM215 247V246H214ZM218 247V246H217ZM16 248V247H15ZM46 248V247H45ZM179 248V247H177ZM192 248V246H191ZM211 248V247H210ZM213 248V247H212ZM14 249V248H13ZM30 249V248H29ZM180 249V248H179ZM189 249V248H187ZM196 249V248H195ZM233 249V251H232ZM219 250V251H220ZM180 251V250H178ZM187 251V250H186ZM191 251V249L189 250ZM15 252V251H14ZM26 252H28V250H26ZM43 252V251H42ZM109 252V251H108ZM224 252V254H225ZM13 253V251H12ZM29 253L27 255H29ZM39 253V252H38ZM110 253V252H109ZM181 253V252H180ZM184 253V252H183ZM181 253V254H183ZM187 253V252H186ZM185 253V254H186ZM16 254V253H15ZM31 254V255H32ZM37 254V252H36ZM35 254V255H36ZM39 254H42V253H39ZM175 254V253H174ZM179 255V254H178ZM187 255V254H186ZM37 258L39 255H36ZM45 257V255H43ZM118 256V257H120ZM123 256V257H124ZM189 256V255H187ZM29 257V256H27ZM32 257V256H31ZM43 257V258H44ZM101 257V256H100ZM105 257V256H103ZM110 257V256H109ZM112 257V256H111ZM116 257V256H115ZM181 257V258H180ZM190 257V256H189ZM3 258V257H1ZM30 258V257H29ZM40 258V256H39ZM48 258V257H47ZM107 258V257H106ZM113 258V257H112ZM111 258V259H112ZM180 258V260H179ZM17 259V258H16ZM14 260L18 262V260ZM102 260H100L99 264H119L117 263V260H114V261H110L109 259H107L106 261H104V258H101ZM118 259V258H117ZM123 259V258H122ZM126 259V258H124ZM123 259V260H124ZM187 259V258H186ZM191 259V258H190ZM27 260V259H26ZM28 260H32L31 259H28ZM127 260V259H126ZM131 260H129L131 262ZM185 260V258H184ZM33 261V260H32ZM116 261V262H115ZM3 262V261H2ZM20 262V261H19ZM16 263V264H19ZM25 262V261H24ZM28 262V261H27ZM119 262V261H118ZM21 263V262H20ZM44 263V264H45ZM68 263V262H67ZM182 263V262H181ZM15 264V263H14ZM98 264V263H97ZM129 264V262H128ZM132 264V263H131Z\"/></svg>",
  "mask_w": 264,
  "mask_h": 264
}]
</instances>
